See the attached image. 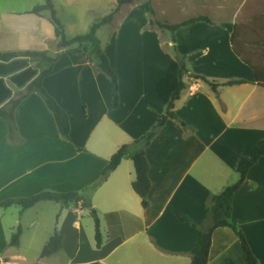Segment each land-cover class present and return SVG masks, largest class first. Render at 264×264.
I'll list each match as a JSON object with an SVG mask.
<instances>
[{"label":"crops","instance_id":"crops-1","mask_svg":"<svg viewBox=\"0 0 264 264\" xmlns=\"http://www.w3.org/2000/svg\"><path fill=\"white\" fill-rule=\"evenodd\" d=\"M53 1L68 39L89 33L117 7V0ZM152 3L123 5L97 31L119 76L120 103L113 110L110 79L95 71L82 49H59L49 11L33 14L45 0H0V52L48 51L57 57L42 85L66 110L71 126L66 140L42 96L31 92L30 85L20 87L24 70L5 74L12 96L3 103L0 94V108L16 104L22 142L9 140L8 123L0 117V202L44 192H86L121 147L148 134L166 113L180 84L178 56L189 70L175 102L178 120L169 119L146 149L148 207L133 189L136 171L128 155L90 196L100 220L101 248L83 201L45 200L26 210L0 208V264H192L200 234L195 225L206 223L212 199L239 181L241 159L253 157L255 146L264 140V87L255 72L261 69L264 78V64L249 57L245 45L251 42L246 35L260 36L263 26L238 18L227 21L216 12L189 18L205 16L211 23L197 22L172 33L151 26ZM236 27L247 63L232 45ZM165 32L171 35L164 40ZM36 66L37 61L29 64ZM192 76L220 85L215 91ZM231 81L245 83L226 85ZM232 222L264 264V155L234 196ZM19 229V246H12ZM56 232L63 239L62 249L42 257ZM209 264H248L231 228L214 232Z\"/></svg>","mask_w":264,"mask_h":264},{"label":"trees","instance_id":"trees-1","mask_svg":"<svg viewBox=\"0 0 264 264\" xmlns=\"http://www.w3.org/2000/svg\"><path fill=\"white\" fill-rule=\"evenodd\" d=\"M135 0H117V7L110 15L97 20L91 27L89 33L75 37L73 39H68L65 32V27L61 20L57 16V12L54 6L53 0H45V5L37 7L33 10V14L41 16L44 12H50V21L55 27L56 38L58 39L59 49H79L83 51L86 56L87 62H89L95 69L96 72L104 73L111 82L113 102L112 109H116L120 103V85L119 76L110 64V60L107 57L100 39L97 37V31L103 25L111 23L115 14L118 12L119 7L125 4H133ZM154 11L152 10V15ZM197 22H207L212 21L205 16H199L196 18L189 19L180 24L171 25L169 23H156L151 21V26H157L160 29L168 30L175 33L182 27L192 25ZM175 41V39H174ZM77 45V46H76ZM232 45L235 53L243 58V54L240 51L237 35V27L235 29L234 36L232 38ZM57 57L50 55L48 51L45 52H19V53H1L0 52V94L3 97V103L8 101L12 92L6 87L3 78L7 72L20 73L24 70V73L20 75V87H26L30 85L31 92L39 93L44 101L46 102L48 108L53 113L56 123L58 125L60 134L66 140H70L71 126L70 118L65 109H63L58 102L45 90L42 85L44 78L53 73V67L56 62ZM244 59V58H243ZM37 61V66L32 68L29 67L30 62ZM245 61V59H244ZM178 62L180 64V84L176 93L172 96V99L168 105L167 111L162 115L157 124L153 129L140 138L139 140L133 142L132 144L125 145L121 147L118 152L110 159L108 165L102 172L100 180L93 186L89 187L83 194L78 193H67L59 194L54 192H44L36 196L29 198H15L9 199L4 202H0V208H9L12 206H19L23 210L32 208L34 205L41 201L50 200L57 203H69V202H80L83 201L91 213L92 218L95 222V232H96V245L97 248L102 246V234L100 230V220L97 211L93 209L90 205V196L108 179L110 174L118 168L122 159L128 155H132L134 161V167L136 171V180L133 183V189L138 194L142 200V206L144 208L148 207V195L151 190V181L149 177L150 165L146 157V149L151 144L152 140L159 133L161 128L166 124L169 119L178 120V116L174 113L175 102L179 99L181 91L185 88L183 79L189 76V70L183 58L178 56ZM246 62V61H245ZM247 63V62H246ZM48 68H47V67ZM46 67V68H45ZM43 68L46 71H43ZM26 70V71H25ZM257 75L258 83L264 87V78H261L257 70H255ZM14 75V74H13ZM196 79H200L204 82H208L211 87L216 91L220 84L215 82H209L204 77L192 76ZM15 81V79H13ZM245 81H231L226 85H239L243 84ZM2 104H0L1 107ZM15 107L6 106L0 108V117L3 118L9 127V140L13 143H21L22 138L18 134V128L15 119ZM185 130L190 128L184 122H181ZM264 155V140L260 141L254 149V155L250 158H242L238 167L237 172L240 175L239 181L231 186L225 188L220 194L212 199V206L207 218L206 223L203 226H197L200 229L199 238L195 249L192 252V264H209L210 249L212 245V238L214 232L223 227L231 228L235 234L240 239L242 244L246 260L248 264H261L258 259L253 254L250 245L240 228L232 222V212H233V200L234 196L242 186L248 172L250 169L259 161V159ZM21 230L19 229L11 239L12 246H19ZM63 239L58 232L51 238L49 243L46 245L42 252V257L52 256L62 249ZM99 264V263H92Z\"/></svg>","mask_w":264,"mask_h":264},{"label":"rangeland","instance_id":"rangeland-1","mask_svg":"<svg viewBox=\"0 0 264 264\" xmlns=\"http://www.w3.org/2000/svg\"><path fill=\"white\" fill-rule=\"evenodd\" d=\"M151 1H153L152 10L154 11L152 15V19L156 23L160 22V23L176 24L182 20H186L201 14L213 15L216 12H220L221 16L223 18L225 17L227 21H232L233 19L238 18V22L240 23L243 22L247 24L252 23V24L262 25L263 29L261 32L258 33L260 34V36L258 35L254 36L251 33H248L246 35V37L249 38L250 39L249 41L251 42H245V45H248L247 47H249V51H247L249 57H252L258 63L260 62L261 64H264V0H151ZM214 17H217L216 14L214 15ZM170 35L171 33L165 32L163 36L164 40L170 38ZM256 65L257 64H255V66ZM45 68H43V71H46ZM257 71L259 75H262L261 69L258 68Z\"/></svg>","mask_w":264,"mask_h":264}]
</instances>
